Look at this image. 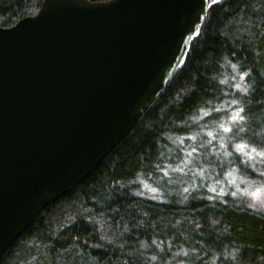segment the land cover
I'll list each match as a JSON object with an SVG mask.
<instances>
[{
  "label": "trees",
  "instance_id": "obj_1",
  "mask_svg": "<svg viewBox=\"0 0 264 264\" xmlns=\"http://www.w3.org/2000/svg\"><path fill=\"white\" fill-rule=\"evenodd\" d=\"M42 1L0 0V27ZM233 111L228 161L212 178L223 193L196 184L180 191L164 171L179 159L173 140ZM225 174L238 183L234 196ZM251 175H264V0H220L157 101L91 174L40 212L0 264H264V210L242 198L244 185L256 183Z\"/></svg>",
  "mask_w": 264,
  "mask_h": 264
},
{
  "label": "water",
  "instance_id": "obj_2",
  "mask_svg": "<svg viewBox=\"0 0 264 264\" xmlns=\"http://www.w3.org/2000/svg\"><path fill=\"white\" fill-rule=\"evenodd\" d=\"M220 0H43L0 27V256L138 123Z\"/></svg>",
  "mask_w": 264,
  "mask_h": 264
},
{
  "label": "rangeland",
  "instance_id": "obj_3",
  "mask_svg": "<svg viewBox=\"0 0 264 264\" xmlns=\"http://www.w3.org/2000/svg\"><path fill=\"white\" fill-rule=\"evenodd\" d=\"M236 112H229L222 120L216 121L212 126L207 128H201L194 133L187 135V140L182 143L180 139H174L173 143L181 144L179 147L170 146V153L174 151L179 159L174 164H169L168 168L164 171L169 176L177 178L176 181L183 184L180 191L186 190L187 185L196 184L198 186L208 189L209 193H223V187L220 183H215L213 172L216 171V167L221 163L225 165L228 161V152L225 150V141L229 132L233 128L236 121ZM192 145V146H191ZM244 145L233 146V150L241 153H250L245 151ZM247 150V149H246ZM252 156V155H250ZM194 159V161L192 160ZM199 161L198 163H196ZM239 170V168H238ZM229 174L230 172L227 171ZM225 174L222 178L227 181L231 188L228 189V193L234 196V188H238V183L234 182L231 176ZM251 180L256 183H248L243 187L242 198L248 200V205L257 210H264V180L263 177L254 178L251 175ZM226 186H224L225 188ZM241 188V187H240ZM156 191V189H154ZM242 193V191H240ZM239 191H236V195H240Z\"/></svg>",
  "mask_w": 264,
  "mask_h": 264
}]
</instances>
